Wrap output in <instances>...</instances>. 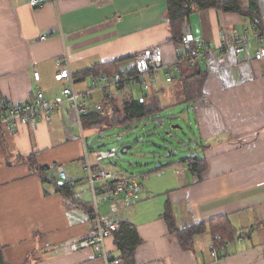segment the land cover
<instances>
[{
	"label": "crops",
	"instance_id": "1",
	"mask_svg": "<svg viewBox=\"0 0 264 264\" xmlns=\"http://www.w3.org/2000/svg\"><path fill=\"white\" fill-rule=\"evenodd\" d=\"M43 1L32 7L29 0H0L2 98L62 100L65 83L55 75L63 54L78 93L88 90L101 72L133 68L134 56L155 46L161 47L166 63L175 61L165 0ZM257 2L264 23V0ZM186 24L214 50L199 59L205 74L202 95L182 105L194 118L190 149L204 157L206 168L196 177L180 161L170 164L163 176L139 180L143 190L138 204L116 214L102 204L99 212L105 222L135 226L140 243L134 264H264V58L254 59L253 42L248 55L239 59L233 51L218 50L227 32L253 35L252 27L235 13L197 12ZM161 81L166 84L162 74L155 92L161 90ZM94 93L104 96L92 92L89 110L97 104ZM161 94L164 107L176 106ZM82 127L69 104L60 105L50 122L0 127V253L6 264H105L91 249L68 253L63 248L89 230L92 194L81 165L83 144L89 145L94 136L100 139ZM52 166L62 167L75 185L72 195L59 191L64 183ZM38 168L47 170L41 175ZM166 205L177 230L206 225L189 248L180 245L164 220ZM214 223L234 234L224 241L220 260L209 254ZM242 230L245 235L239 239ZM106 248L113 259L120 258L113 237Z\"/></svg>",
	"mask_w": 264,
	"mask_h": 264
},
{
	"label": "built area",
	"instance_id": "2",
	"mask_svg": "<svg viewBox=\"0 0 264 264\" xmlns=\"http://www.w3.org/2000/svg\"><path fill=\"white\" fill-rule=\"evenodd\" d=\"M43 2V0H29L32 7H40ZM252 42L254 59L262 60L264 58V29L256 32L254 30L252 37L248 36L246 31L239 33L234 29L227 32L222 36L218 50L222 53L233 51L239 59L248 55ZM213 51L210 45L197 38L186 24L183 28L181 44L175 47L176 58L174 62L166 63L161 47H152L134 56L133 68H125L111 75L101 72L97 78L92 80L90 88L82 93L75 91V79L69 67L68 56L63 54L56 61L59 69L55 75L57 81L65 83L62 89L63 99L49 102L42 96H38L31 101L12 102L6 98H1L0 127L12 130L17 127L18 123L33 126L39 121L50 122L51 114L57 112L60 105L69 104L76 114L79 128L82 129L83 117L90 111L87 101L95 90H99L109 99L133 95L134 92H147L156 85L160 74L163 75L166 83H171L179 76L183 65L195 67L200 58H207ZM33 77L36 82L40 81L38 72H35ZM116 156L117 149L114 146L109 150L100 148L93 150L84 142L81 165L86 173V183L92 194L89 230L84 236L70 239L63 245L64 250L68 253L91 249L103 259L105 264H121L122 259H113L106 248V241L111 238L112 232L116 230L117 223L105 222L100 215L99 206L106 204L109 212L116 214L121 209L138 204L143 190L138 177L121 172L115 167H96L91 162V160L99 164L103 160L111 162ZM51 168L56 172L61 182L70 187L75 186L70 182L62 167L52 166ZM174 173L180 175L181 170L176 168ZM164 174V168L156 172L158 177ZM97 183H101V185L97 187ZM244 235V230L238 232L239 239ZM226 246L227 243L222 241L220 236H215L209 245L210 257L214 260H220L224 257L221 256V252H226Z\"/></svg>",
	"mask_w": 264,
	"mask_h": 264
},
{
	"label": "trees",
	"instance_id": "3",
	"mask_svg": "<svg viewBox=\"0 0 264 264\" xmlns=\"http://www.w3.org/2000/svg\"><path fill=\"white\" fill-rule=\"evenodd\" d=\"M167 20L169 27L168 41L176 46L181 44L184 25L189 21L192 14L206 10H215L221 13H235L252 27L254 32L263 30V23L258 6V0H165ZM204 72L200 68V63L195 67L186 65L181 68L179 76L171 83H166L167 89L161 88L159 92L150 89L141 93L140 98L132 95L123 96L120 99L103 98V102L90 110L83 117V126L98 134L107 129L115 127L130 128V125L141 120L161 114L167 107L161 103L162 92L170 96L172 104L185 105L191 103L195 98L202 95V85L205 80ZM163 90V91H162ZM0 95V100H1ZM182 164L186 165L187 170L196 177H200L201 172L206 168L204 157L196 155L181 158ZM42 175L46 172L45 168H38ZM59 191L64 194L72 195V188L62 184L58 186ZM78 205V204H77ZM81 205V204H80ZM82 206V205H81ZM85 208V206H83ZM87 209V208H86ZM89 210V209H88ZM91 213V209L88 214ZM170 231L174 233L183 248H189L195 236L205 232L206 225L193 226L186 230H177L174 225V217L170 207L166 205L163 214ZM210 237L220 235L222 241L232 239L234 234L222 232L220 225H212ZM114 243L120 253L121 264H134V251L140 243L135 226L122 221L117 224L116 230L112 232ZM0 264H6L0 253Z\"/></svg>",
	"mask_w": 264,
	"mask_h": 264
},
{
	"label": "rangeland",
	"instance_id": "4",
	"mask_svg": "<svg viewBox=\"0 0 264 264\" xmlns=\"http://www.w3.org/2000/svg\"><path fill=\"white\" fill-rule=\"evenodd\" d=\"M161 82L162 88L167 89L168 86ZM141 95L134 92L135 98ZM93 97L97 101L93 107L100 105L104 98L101 93H94ZM185 109L182 105L167 108L157 116L130 125V128L115 127L96 134L101 143L93 147L109 150L114 146L117 149V156L111 162L103 160L100 164L132 174L143 182L146 177L155 176L161 168L168 172L170 164L195 155L190 149L194 118ZM124 146H131L125 154L121 152Z\"/></svg>",
	"mask_w": 264,
	"mask_h": 264
},
{
	"label": "water",
	"instance_id": "5",
	"mask_svg": "<svg viewBox=\"0 0 264 264\" xmlns=\"http://www.w3.org/2000/svg\"><path fill=\"white\" fill-rule=\"evenodd\" d=\"M115 142H117V140L116 141H114L113 143H115ZM101 143V141H99L98 139H97V136H94L91 140H90V142H89V146L90 147H93V146H95V145H97V144H100ZM105 145V144H104ZM131 148V146H124L122 149H121V152L123 153V154H125L126 152H127V150L128 149H130Z\"/></svg>",
	"mask_w": 264,
	"mask_h": 264
}]
</instances>
